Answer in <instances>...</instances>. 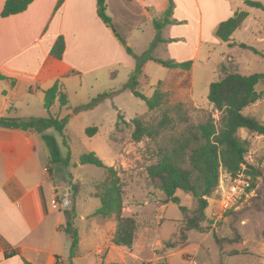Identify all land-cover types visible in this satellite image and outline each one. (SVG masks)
<instances>
[{"label": "rangeland", "instance_id": "374dc122", "mask_svg": "<svg viewBox=\"0 0 264 264\" xmlns=\"http://www.w3.org/2000/svg\"><path fill=\"white\" fill-rule=\"evenodd\" d=\"M225 1L229 9H244L249 13L242 27L233 33V43L205 34V40L198 44V53L194 55L192 50L196 47L197 35L189 34L181 38L188 46L182 47V42L176 41L170 49H161L156 45L157 33L152 19L162 20L164 16L155 15L150 10L153 15L150 21L143 14L137 15L138 27L130 25L129 15L126 18L128 24L115 20L114 26L118 29L115 44L105 43L103 50L71 52L81 71L79 75L61 80L67 94V105L60 107L56 101L49 112L43 113L45 117L67 118L63 134L54 130L51 134L57 139L61 155L64 157L69 153L67 167L61 163L51 166L55 182L62 186V192L55 198V204L61 209V230L52 242L62 264H264L263 135L243 129L238 131V135L249 143L246 162L259 170L254 179L243 172L249 181L248 189L251 183L254 186L247 189L246 196H241L226 209L221 207L219 193L213 192L208 198L201 229L189 231H182L185 219L176 204L170 202L167 209H163L164 194L154 187L146 173L147 166L158 160L159 147L166 142L172 124L159 137H143L140 141L131 138L133 127L129 120L135 116H141L145 121H156L168 111L176 131H181L187 124H200L208 115L218 120L219 113L208 102L207 93L209 84L223 76V67L241 74L264 73V10L249 7L243 0ZM253 1L264 5V0ZM162 3L163 0H158L159 6ZM127 42L131 53L126 51ZM151 45V55L164 60L190 59L192 66L189 71H171L153 61L142 64L138 90L151 96L159 88L166 94L162 106L149 111L145 102L133 95L126 84L140 57ZM90 57L103 60V65L90 69L86 60ZM160 81L162 83L159 84ZM0 86L2 103L4 93L1 89H6V84L0 83ZM256 89L260 98L242 112L264 123V81H260ZM24 98L25 93L19 90L17 98L11 99L14 109L9 114L5 111L4 115L26 118L23 115L28 113V109L22 105ZM178 102L183 103L181 114L187 120L185 122L178 121V115L170 108ZM119 114L129 123L119 122L116 126ZM89 127H96L97 131L88 135L86 129ZM87 152H94L120 177L124 202L129 206L123 209L122 214H135L138 220L130 248L111 244L116 228L113 215L107 218L92 216L100 206V200L95 197L96 184L104 180L105 170L91 164H79V156ZM73 187L77 191L74 197ZM176 195L188 208L185 217L191 216L196 203L194 198L181 191ZM72 206L75 215L72 224L78 232L79 243L76 256L70 262V239L63 231L67 214L63 210ZM239 251V254H234ZM159 256L165 259L158 261Z\"/></svg>", "mask_w": 264, "mask_h": 264}, {"label": "crops", "instance_id": "0c3cea01", "mask_svg": "<svg viewBox=\"0 0 264 264\" xmlns=\"http://www.w3.org/2000/svg\"><path fill=\"white\" fill-rule=\"evenodd\" d=\"M105 1L112 28L106 27L98 17L96 0H63L57 9V0H34L21 13L0 16V73L7 77L0 80L6 84V89H1L4 100L0 103V116L12 117L4 115V112L9 114L14 109L11 99H16L22 90L26 98L21 102L28 109L23 116L45 117L43 113L49 112L53 105L49 110L44 107L43 91L55 81L63 84L62 79L79 75L81 71L71 52L103 50L105 43L115 44L117 40L115 20L128 24L126 18L129 15L130 25L138 27L137 15L143 14L150 21L152 13L164 16L169 5V0H163L160 6L158 0ZM4 2L0 0V12ZM173 2L169 19L174 23L162 26V41L156 45L170 49L174 42L180 44L185 35L196 34L194 55L198 53V44L205 40L203 35H214L219 22L235 11L228 8L225 0ZM58 36H63L65 43L61 59L50 54ZM125 45L128 46V42ZM181 45L188 46L183 42ZM86 60L90 69L103 65L100 59L90 57ZM11 80H14L13 84ZM46 132L52 134V129ZM51 166L48 149L38 133L0 127V264H24V261L62 264L52 244L54 236L61 230V209L53 201L62 192V186L55 182ZM167 205L163 204V209H167ZM127 207L124 202L123 209ZM133 215L137 219V215ZM10 252L14 253L6 257L5 253ZM157 259L165 258L159 256Z\"/></svg>", "mask_w": 264, "mask_h": 264}, {"label": "trees", "instance_id": "16d2710c", "mask_svg": "<svg viewBox=\"0 0 264 264\" xmlns=\"http://www.w3.org/2000/svg\"><path fill=\"white\" fill-rule=\"evenodd\" d=\"M33 1L5 0L0 16L7 17L21 13ZM62 2L63 0H57L55 9ZM243 2L249 7L264 10V5L259 1L243 0ZM172 7L173 1L169 0L164 18L162 20H153L157 33V42L162 41L160 36L162 26L173 22L169 19ZM106 9L105 0H96L98 17L106 27L112 28L111 18L107 14ZM248 16V11L244 9L235 10L230 17L219 22L214 35L222 42L233 43L230 42L233 33L240 28ZM240 45L245 46L244 44ZM64 46L63 36H58L50 49L51 56L61 59ZM126 51L131 53V48L127 45ZM151 51L152 45L140 57L130 80L126 84L133 95L145 102L149 111L162 106L166 94L159 88L151 96H146L138 90V78L142 74V64L146 61H153L163 67L181 69L182 71H189L192 65L191 60L182 62L162 60L151 55ZM4 79H7V77L0 73V80ZM260 81H264V73L241 74L239 72H231L223 67V76L209 84L207 93L208 102L219 113L218 120L208 115L204 122L197 125L187 124L181 131L175 130L174 120L169 116L168 111L164 112L156 121H145L141 116H135L129 120L133 127L131 138L134 141H140L143 137L150 139L159 137L165 130L171 128L166 142L159 147L158 160L147 166L146 173L154 187L164 194V202L176 204L182 212L185 219L182 231L201 229V223L206 218L205 210L208 206V198L215 192L218 186L221 170L231 176H235L243 171L253 179L259 174L257 168L246 162L245 157L248 152L249 143L248 140L238 135V131L242 128L248 132L264 136V123L260 122L256 117L245 115L242 112L246 106L260 98V92L256 89ZM13 83L14 80H11V84ZM43 93V105L47 110L56 101L61 107L67 105V94L60 81H55ZM182 106L183 103L178 102L170 108L178 115V121L185 122L187 120L183 119L181 114L183 111ZM119 122L124 125L129 123L124 119L122 114L118 115V120L115 123L116 126ZM66 124L67 118H60L58 116L26 118L0 116V127L38 133L48 149L50 163H61L65 167L69 165V153L63 157L56 139L46 131L52 129L62 135ZM170 124L172 126L169 128ZM96 131V127L86 129L88 135H92ZM78 162L81 165L91 164L105 170L104 180L96 184L95 197L100 200V206L92 213V216L107 218L113 215L116 220V228L111 238V244L117 247L124 246L130 248L134 241L138 223L134 215L124 216L122 214L125 200L117 171L112 166L106 165L94 152L81 154ZM252 186H254V183H251L250 188ZM177 191L190 194L194 198L196 203L192 209L191 216L185 217L188 208L180 203V197L176 195ZM76 194L77 191L73 187L72 196L74 197ZM63 212L67 214V221L63 231L70 239L69 259L71 262L76 256L79 235L72 224V219L75 218L73 213L74 207L64 209ZM13 253H5V256L8 257ZM24 264L31 263L24 261Z\"/></svg>", "mask_w": 264, "mask_h": 264}, {"label": "built area", "instance_id": "2783aa9c", "mask_svg": "<svg viewBox=\"0 0 264 264\" xmlns=\"http://www.w3.org/2000/svg\"><path fill=\"white\" fill-rule=\"evenodd\" d=\"M248 187L249 181L248 178L243 175V171L239 172L235 176H231L221 170L216 192L220 195L222 209L232 207L237 199L243 195L246 196ZM53 203L55 204L54 201Z\"/></svg>", "mask_w": 264, "mask_h": 264}]
</instances>
